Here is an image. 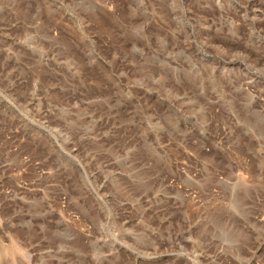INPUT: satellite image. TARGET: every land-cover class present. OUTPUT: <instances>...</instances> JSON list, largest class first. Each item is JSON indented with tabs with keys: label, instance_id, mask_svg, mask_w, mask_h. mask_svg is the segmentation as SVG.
<instances>
[{
	"label": "rangeland",
	"instance_id": "obj_1",
	"mask_svg": "<svg viewBox=\"0 0 264 264\" xmlns=\"http://www.w3.org/2000/svg\"><path fill=\"white\" fill-rule=\"evenodd\" d=\"M0 264H264V0H0Z\"/></svg>",
	"mask_w": 264,
	"mask_h": 264
}]
</instances>
